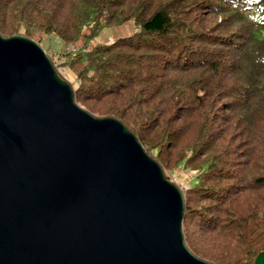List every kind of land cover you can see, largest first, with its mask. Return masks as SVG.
Returning <instances> with one entry per match:
<instances>
[{
	"label": "trees",
	"instance_id": "trees-1",
	"mask_svg": "<svg viewBox=\"0 0 264 264\" xmlns=\"http://www.w3.org/2000/svg\"><path fill=\"white\" fill-rule=\"evenodd\" d=\"M0 35L71 46L58 57L76 105L122 123L163 171L195 174L183 193L188 251L254 264L264 252V0H0Z\"/></svg>",
	"mask_w": 264,
	"mask_h": 264
},
{
	"label": "water",
	"instance_id": "water-1",
	"mask_svg": "<svg viewBox=\"0 0 264 264\" xmlns=\"http://www.w3.org/2000/svg\"><path fill=\"white\" fill-rule=\"evenodd\" d=\"M183 211L133 133L78 107L34 41L0 35V264H211Z\"/></svg>",
	"mask_w": 264,
	"mask_h": 264
},
{
	"label": "rangeland",
	"instance_id": "rangeland-1",
	"mask_svg": "<svg viewBox=\"0 0 264 264\" xmlns=\"http://www.w3.org/2000/svg\"><path fill=\"white\" fill-rule=\"evenodd\" d=\"M258 19L263 18V14L260 13L258 16ZM128 29L124 28L120 31L121 35H130L135 30L133 28L127 27ZM115 29H108L103 33V36H106V40L104 41L106 44L113 43L116 39V36L114 35ZM40 46V45H39ZM42 50L46 53L47 57L52 58L53 64H55L58 72L60 73L61 77L64 81H66L69 85L72 86V88H75L76 86V80L74 75L64 66H62V59H59L58 56L65 53L67 49L72 48L71 46H63L56 38H48L43 46H40ZM78 107L82 108L84 111L86 110L84 106L78 105ZM87 108V107H86ZM93 117L95 118H102L97 114H93ZM163 171V170H162ZM166 179L174 184L182 193L183 190H187L190 186V182L194 178L193 173L187 170H179L174 172H167L163 171Z\"/></svg>",
	"mask_w": 264,
	"mask_h": 264
},
{
	"label": "built area",
	"instance_id": "built-area-1",
	"mask_svg": "<svg viewBox=\"0 0 264 264\" xmlns=\"http://www.w3.org/2000/svg\"><path fill=\"white\" fill-rule=\"evenodd\" d=\"M185 192V190H183V193Z\"/></svg>",
	"mask_w": 264,
	"mask_h": 264
},
{
	"label": "clouds",
	"instance_id": "clouds-1",
	"mask_svg": "<svg viewBox=\"0 0 264 264\" xmlns=\"http://www.w3.org/2000/svg\"><path fill=\"white\" fill-rule=\"evenodd\" d=\"M183 194V193H182Z\"/></svg>",
	"mask_w": 264,
	"mask_h": 264
}]
</instances>
